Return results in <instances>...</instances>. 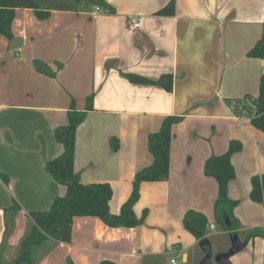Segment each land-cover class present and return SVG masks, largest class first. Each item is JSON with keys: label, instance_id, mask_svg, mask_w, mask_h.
<instances>
[{"label": "crops", "instance_id": "crops-1", "mask_svg": "<svg viewBox=\"0 0 264 264\" xmlns=\"http://www.w3.org/2000/svg\"><path fill=\"white\" fill-rule=\"evenodd\" d=\"M105 1L115 14L51 11L39 21L32 10L16 9L12 40L0 37V254L16 250L30 225L28 213L48 210L64 194L44 166L63 153L54 130L67 124L74 101L86 116L75 133L73 169L83 185H109L110 214L119 213L134 175L152 163L148 135L165 117H181L171 128L169 178L141 183L133 211L137 218L147 212L143 225L110 229L97 218L74 217L71 242L47 241L34 264H155L152 257L162 252L168 264H188L186 251L197 240L183 217L198 212L210 224L206 231L218 226L217 184L203 166L231 140L242 145L230 159L235 178L227 190L238 202L236 234L242 243L245 235L260 234L229 261L264 264V202L249 199L251 177L264 175V133L237 103L259 93L264 60L246 54L264 39V1ZM172 1L173 15H157ZM131 18L140 20L135 31L128 29ZM34 61L55 76L38 73ZM123 74L149 80L169 74L172 90L134 85ZM13 201L18 211L10 210ZM7 223L13 227L5 238ZM230 247L225 243L217 254Z\"/></svg>", "mask_w": 264, "mask_h": 264}, {"label": "trees", "instance_id": "trees-1", "mask_svg": "<svg viewBox=\"0 0 264 264\" xmlns=\"http://www.w3.org/2000/svg\"><path fill=\"white\" fill-rule=\"evenodd\" d=\"M93 8H99L101 13L108 15L115 14L114 9L105 0H0V37H4L8 41L12 40L11 26L16 9H30L37 20L43 21L50 17L51 11L89 12ZM174 8L175 5L172 1L157 15H173ZM246 57L264 60V39L256 42L247 52ZM34 67L38 73L51 78L55 76L45 64L39 61H34ZM122 76L134 85L156 86L167 93L172 90L173 77L169 74L161 75L157 80H149L134 74H123ZM237 103L241 105L244 112H248L251 125L264 133V74L260 78L258 96L245 103ZM91 108L92 98L90 97L86 102V111ZM85 116L86 112L75 110L74 101H72L67 111V124L54 130V139L62 145L63 153L57 158L45 162V171L55 183L65 189L64 194L55 197L48 210L28 213L30 225L24 237L19 241L16 258L11 263L0 261V264H34L32 256L34 248L42 247L47 241L69 244L74 217L97 218L110 229H133L143 225L147 212L144 211L141 217L137 218L133 211V207L139 199L140 185L144 182H163L169 178L171 128L180 123L182 118L165 117L159 130L148 135L147 149L152 157V163L134 175L130 196L121 205L119 213L112 215L109 212V201L112 196L109 185H83L79 175L73 169L75 133ZM118 145L117 140L113 139L111 141L112 151H117ZM241 149L240 142L231 140L225 153L209 157L203 166L204 174L213 178L217 184V198L214 204L215 221L223 231L230 235V238L236 234L239 228V224L233 216V210L238 202L231 201L227 195L228 184L235 178V171L230 159ZM250 186L249 199L254 203H263L264 175L251 177ZM10 210L18 211V204L13 201ZM182 222L184 228L199 242L205 240L208 222L202 214L188 211ZM12 227L11 224H6L5 238L12 231ZM259 234V232L249 233L244 243ZM67 263L73 264L70 260ZM100 264L115 263L101 261Z\"/></svg>", "mask_w": 264, "mask_h": 264}, {"label": "rangeland", "instance_id": "rangeland-1", "mask_svg": "<svg viewBox=\"0 0 264 264\" xmlns=\"http://www.w3.org/2000/svg\"><path fill=\"white\" fill-rule=\"evenodd\" d=\"M147 217V215H146ZM145 217V219H146ZM144 219V221H145ZM145 223V222H143ZM207 226L209 227L210 224L208 223ZM190 233V232H189ZM26 234V233H25ZM24 234V235H25ZM248 235V234H247ZM247 235H245L244 240L246 239ZM243 236L242 233L239 234V237L241 238ZM196 239V238H195ZM205 239L209 242L210 248L212 251V258H214L217 255V249H220L225 245V243L230 245V235L225 233L221 227L218 225L214 230H207L205 232ZM197 240V239H196ZM199 241H196V245L194 249H187V253L190 259V262L188 264H200L201 260L204 258V253L199 245ZM45 249V246H42L40 248H34L32 251V256L34 261L37 259V253L40 251H43ZM169 252V250H167ZM7 256L5 257L4 254H0V261L4 263H11L17 256L18 253V246L16 250H13L12 252L5 251ZM170 256L162 252L159 255H156L152 257V260L154 261L155 264H168L169 263Z\"/></svg>", "mask_w": 264, "mask_h": 264}, {"label": "water", "instance_id": "water-1", "mask_svg": "<svg viewBox=\"0 0 264 264\" xmlns=\"http://www.w3.org/2000/svg\"><path fill=\"white\" fill-rule=\"evenodd\" d=\"M230 239L231 247L229 250L217 254L214 258H212V251L209 242L206 239L200 242L199 245L204 253V258L201 260L200 264H231L229 259L241 251L244 248L245 243L240 242L237 234Z\"/></svg>", "mask_w": 264, "mask_h": 264}, {"label": "built area", "instance_id": "built-area-1", "mask_svg": "<svg viewBox=\"0 0 264 264\" xmlns=\"http://www.w3.org/2000/svg\"><path fill=\"white\" fill-rule=\"evenodd\" d=\"M95 11L101 12V9L95 8ZM139 25H140V20L138 18H131L128 23V29L130 31H135L137 28H139ZM211 228H213V226H211ZM171 264H176V260L172 259Z\"/></svg>", "mask_w": 264, "mask_h": 264}]
</instances>
